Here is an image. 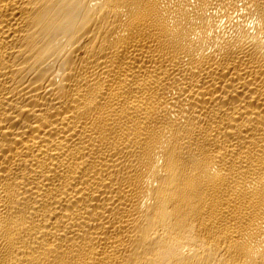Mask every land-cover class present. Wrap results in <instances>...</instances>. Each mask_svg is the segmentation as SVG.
Returning <instances> with one entry per match:
<instances>
[{
	"label": "bare ground",
	"instance_id": "bare-ground-1",
	"mask_svg": "<svg viewBox=\"0 0 264 264\" xmlns=\"http://www.w3.org/2000/svg\"><path fill=\"white\" fill-rule=\"evenodd\" d=\"M0 264H264V0H0Z\"/></svg>",
	"mask_w": 264,
	"mask_h": 264
}]
</instances>
